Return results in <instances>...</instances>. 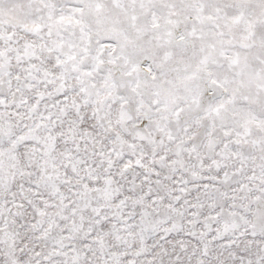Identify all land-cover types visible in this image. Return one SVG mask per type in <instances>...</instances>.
<instances>
[{
  "label": "snow or ice",
  "instance_id": "snow-or-ice-1",
  "mask_svg": "<svg viewBox=\"0 0 264 264\" xmlns=\"http://www.w3.org/2000/svg\"><path fill=\"white\" fill-rule=\"evenodd\" d=\"M0 264H264V0H0Z\"/></svg>",
  "mask_w": 264,
  "mask_h": 264
}]
</instances>
